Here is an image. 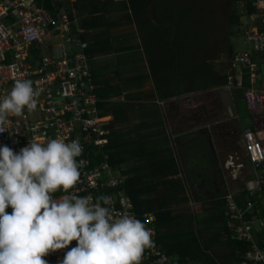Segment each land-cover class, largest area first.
I'll use <instances>...</instances> for the list:
<instances>
[{"label": "crops", "instance_id": "1", "mask_svg": "<svg viewBox=\"0 0 264 264\" xmlns=\"http://www.w3.org/2000/svg\"><path fill=\"white\" fill-rule=\"evenodd\" d=\"M116 17L119 15L113 18ZM107 33L117 39L115 49L123 45L129 51L92 57L93 75L102 94H117L111 97L114 107L107 116L112 131L119 134L116 146L118 150L132 152V158L121 167L111 166L112 174L125 170L139 174L154 209L164 205L171 212L174 222L169 231L175 232L174 240H179L176 235L180 234L182 250L201 254L189 264H233L239 250L229 241L219 213L227 209L229 193L245 203L260 191L257 172L243 139L244 130L255 129L253 113L244 99L240 100V109L232 93L252 88L251 76L249 88L244 89L245 71L238 66L226 87L161 100L137 27L114 24ZM128 33L137 36L126 40ZM254 60L262 71L257 88L264 90V57L254 53ZM223 88L229 95L222 91L219 95ZM122 175L126 180L127 176ZM246 193L250 197H244ZM6 211L11 213V207ZM261 221L255 217V228L262 227ZM165 225L163 221L159 229L155 226L157 232L166 234ZM262 231L257 233L258 237ZM195 234L203 250L193 240ZM188 238L194 241L190 248ZM171 258L182 261L178 255Z\"/></svg>", "mask_w": 264, "mask_h": 264}, {"label": "built area", "instance_id": "2", "mask_svg": "<svg viewBox=\"0 0 264 264\" xmlns=\"http://www.w3.org/2000/svg\"><path fill=\"white\" fill-rule=\"evenodd\" d=\"M258 13L250 17L249 25L243 29L245 41L253 43V50L238 52L233 66L248 69L252 79V88L245 91L243 99L253 113L255 129H246L243 139L246 153L255 166L260 190L264 187V90L257 88L262 77L261 67L254 60V53L264 57V0H257ZM262 17V21L258 19ZM73 33V22L69 15L62 14L58 19L34 0H0V99L7 95L16 79L33 81L41 89L37 108L29 112L25 109L20 117H9L10 124L4 133H0V145H8L18 152L29 141L46 143L49 139L61 138L66 143L79 139L83 146L82 155L77 157L80 164L78 183L64 195L76 194L87 197L95 203L104 190L120 189L125 177L112 174L105 146L110 140L109 119L101 115L97 86L94 82L90 59L86 54L89 44L81 39L84 33L79 29ZM64 38L58 43L57 38ZM62 45L59 54L43 53L37 59L31 52L36 48ZM68 47H77L80 51L72 53ZM243 74V72H241ZM106 174L109 178L105 179ZM114 217L129 214L143 222L152 233L153 246L142 254L141 264H189L173 260L165 248L154 242L157 236L156 217L153 212L144 214V219L134 211L132 199L123 191L110 195ZM227 215L233 236L237 241L250 245L248 255L242 264H264V238L257 233L264 230L255 228V203L239 202L233 193L227 195ZM76 246L72 241L68 248L50 253L45 259L49 264H58L66 251Z\"/></svg>", "mask_w": 264, "mask_h": 264}, {"label": "trees", "instance_id": "3", "mask_svg": "<svg viewBox=\"0 0 264 264\" xmlns=\"http://www.w3.org/2000/svg\"><path fill=\"white\" fill-rule=\"evenodd\" d=\"M34 1L37 5L43 6L56 19L62 14L69 15L73 22V36L79 34V29H83L84 33L80 37L84 42L89 44L86 54L90 59L92 75V57L95 54L118 51L129 52L127 46L122 45V48H114V42L117 39L108 36L109 34L107 32L110 26L114 24H132L137 27L138 36L142 40V47L147 54L151 74L154 76L161 100H171L172 98L193 93H207L214 89L228 86L230 72H228L229 67L227 64L232 63L233 65L234 57L238 52L233 50L231 43L227 44L226 52L228 53V58L223 63L225 68H219L215 60L218 58V53L222 45L220 40L214 36V31L218 27V24L215 22L216 16L219 13L217 11L218 7H221L220 5L226 0ZM232 1L233 8L227 16L228 26L232 31L231 35L240 27L244 29L246 25H249L250 17L258 13L259 10L256 6L257 0ZM118 15L119 17L113 18ZM258 21H262V17ZM260 28L264 30L263 23L260 24ZM135 36L132 33L125 35L126 40ZM59 38L64 42V38ZM59 38L56 39L58 43H60ZM68 48L72 53L80 51L77 47ZM48 50L50 52L52 51V53L59 54L62 50V45L52 44L51 46H42L40 48L31 46V52L35 59L43 53H50ZM236 67L238 66H232L233 73ZM244 71L243 87L246 89L250 86L249 77L251 75L248 69H244ZM94 78L97 86L101 115L109 116L112 113L111 108L114 107L111 97L117 96V94L103 95L97 85L96 77L93 75ZM233 92L236 101H243L245 91L242 92L239 89ZM120 94L121 91H119L118 95ZM244 106L246 107L245 103ZM109 128L111 129V135H109L110 140H108V144L105 146V152L108 154V162L110 165L113 168H119L132 158V152L118 150L116 145L119 134L112 131L113 126L110 123ZM174 168H176V165ZM122 174L127 177L121 188L132 199L134 211L140 219H144L145 213L154 212V215H156V228L159 229L160 224L163 221L166 222L165 227L168 228L167 233L158 232L154 242L164 245L169 255H178L182 259V261L180 260L182 263H188L193 261L192 259L195 260L201 256L196 251L191 254L188 251L182 250L180 234L176 235L179 240H174L175 232L172 234L169 231L171 224L174 222V219L171 217V212L167 211L164 205L159 209H154L152 201L148 199L147 190L142 187V179L139 174L135 175L133 171L129 172L128 170L123 171ZM121 188L104 190L102 195L110 196L120 191ZM61 192L63 191H58L57 194ZM244 197H250V195L246 193ZM250 198H252L251 201L255 203L256 207L255 213L250 215L249 219L258 217L264 222V187L262 190L256 192L255 196ZM226 205L228 209V203ZM163 216H166L165 219H163ZM219 216L223 218V226L226 227V232L229 233V241L235 249L239 250L236 253L233 264H242L246 255H248L250 245L233 239V231L229 224L226 209L225 211H221ZM197 236V234L193 235V240L202 249ZM260 237L264 238V230ZM193 240L191 238L187 239L189 248L191 242H194ZM262 247L264 246L262 245ZM193 249L196 248L194 247ZM211 264L215 263L211 262Z\"/></svg>", "mask_w": 264, "mask_h": 264}, {"label": "clouds", "instance_id": "4", "mask_svg": "<svg viewBox=\"0 0 264 264\" xmlns=\"http://www.w3.org/2000/svg\"><path fill=\"white\" fill-rule=\"evenodd\" d=\"M41 89L33 81L16 79L0 99V133L25 109L37 108ZM83 146L79 139L35 140L18 152L0 145V264H49L44 258L66 251L58 264H141L152 233L129 214L114 217L110 196L96 202L68 193L79 181ZM11 207V213L6 209Z\"/></svg>", "mask_w": 264, "mask_h": 264}, {"label": "rangeland", "instance_id": "5", "mask_svg": "<svg viewBox=\"0 0 264 264\" xmlns=\"http://www.w3.org/2000/svg\"><path fill=\"white\" fill-rule=\"evenodd\" d=\"M68 3H70V2H68ZM220 6L221 7H218V10H217L219 13H218V15L216 16V19H215L216 20L215 22L218 24L217 25L218 27L214 31V36L217 37V39L220 40L222 48L220 49V51L218 53V58L215 60V63H216L217 66H219V68L223 69V68H225L224 65H223L224 60H227V58H228V53L226 52V45L227 44L231 43L232 46H233V50L235 52H241V51L246 50V49H252L254 46H253L252 42L245 41V37L243 35L242 27H240L235 33H233L231 35L232 31L230 30V28L228 26L227 16H228V14H230V12H231V10L233 8V1L232 0H226ZM243 22H245V21L243 20ZM58 40H59V42H61V38H59ZM48 52H50V50H48ZM227 65L229 67V71L228 72H230V74L233 73V71H232V66H233L232 63L231 64H227ZM221 91L224 92L225 94L229 95L228 94L229 91L227 89L223 88L222 90H220V94L219 95H221ZM232 93L234 95L233 91H232ZM214 94H215V97L218 96L216 94V92H211V95H214ZM234 98L235 97H233V100H235ZM236 103L241 109L242 105H241L240 101H238ZM250 164H251V162H250Z\"/></svg>", "mask_w": 264, "mask_h": 264}, {"label": "flooded vegetation", "instance_id": "6", "mask_svg": "<svg viewBox=\"0 0 264 264\" xmlns=\"http://www.w3.org/2000/svg\"><path fill=\"white\" fill-rule=\"evenodd\" d=\"M211 114L214 116L215 115L214 111Z\"/></svg>", "mask_w": 264, "mask_h": 264}]
</instances>
